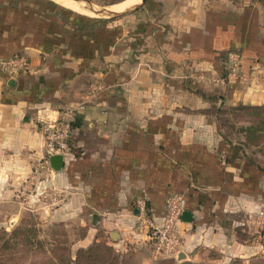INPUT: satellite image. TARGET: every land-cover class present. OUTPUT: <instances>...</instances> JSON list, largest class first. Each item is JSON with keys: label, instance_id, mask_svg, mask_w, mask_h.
<instances>
[{"label": "crops", "instance_id": "crops-1", "mask_svg": "<svg viewBox=\"0 0 264 264\" xmlns=\"http://www.w3.org/2000/svg\"><path fill=\"white\" fill-rule=\"evenodd\" d=\"M58 5L0 0V58L29 61L0 73L1 156L37 149L40 126L65 113L72 156L54 176L71 194L55 210L75 207L87 219L79 246L107 235L155 264L139 248L148 243L139 216L159 222L179 194L192 217L180 223L184 254L220 242L233 259L253 261L258 241L238 239L235 227L260 211L264 169L222 140L208 110L264 104V2L146 0L120 18ZM229 50L241 55L236 79L224 69Z\"/></svg>", "mask_w": 264, "mask_h": 264}, {"label": "rangeland", "instance_id": "rangeland-1", "mask_svg": "<svg viewBox=\"0 0 264 264\" xmlns=\"http://www.w3.org/2000/svg\"><path fill=\"white\" fill-rule=\"evenodd\" d=\"M33 1L42 5L55 3L52 0ZM119 1L84 0L82 6L87 10L88 4L107 8ZM133 11L135 9L116 16L96 14L95 17L120 18ZM247 105L216 101L208 111L222 140L239 147L246 159L264 169V111L251 110ZM72 140L73 135L69 142L73 149ZM0 163L3 164L0 179L5 180L4 189H1L3 198L0 197V264H140L138 247L127 244L126 249L121 248L111 243L107 235L97 237L86 247L79 246L86 236L87 219L75 207L67 216L55 210L71 193L63 185V179L54 176L55 170L50 162L45 163L43 143L27 154H0ZM261 182H264L262 177ZM263 186L261 189L264 190ZM263 196L261 193L264 199ZM239 220L244 224L235 227V236L250 243L253 234L254 242L258 241L260 245L259 255L248 264H264V202L253 217L248 215L246 219ZM144 247L151 253L148 243L139 246ZM222 249L220 242L212 246L203 243L189 255L187 252L178 258V251L183 252L181 246L177 252L155 259V264H242Z\"/></svg>", "mask_w": 264, "mask_h": 264}, {"label": "built area", "instance_id": "built-area-1", "mask_svg": "<svg viewBox=\"0 0 264 264\" xmlns=\"http://www.w3.org/2000/svg\"><path fill=\"white\" fill-rule=\"evenodd\" d=\"M240 60L241 55L238 51L229 50L226 52L223 62L228 78H239ZM28 67L29 61L25 54L16 53L6 58H0V73H6L13 69L27 70ZM71 121V118L63 113L58 118L41 125L45 163H48L49 157L54 154H60L62 157L72 156L69 146L72 136ZM182 212V196L171 194L165 201L163 216L159 222L148 219L145 214L139 216L140 221L146 226L145 240L151 246L154 259L169 256L181 247L183 242L180 229Z\"/></svg>", "mask_w": 264, "mask_h": 264}, {"label": "water", "instance_id": "water-1", "mask_svg": "<svg viewBox=\"0 0 264 264\" xmlns=\"http://www.w3.org/2000/svg\"><path fill=\"white\" fill-rule=\"evenodd\" d=\"M75 1L76 2H84V0H75ZM145 1L146 0H141V2L138 5H135L131 9H128V10L123 11V12L111 11V10H108L106 7H98L97 8V7H95L93 5H90V4H88L87 7H88L89 10L93 11L95 14H98V15L100 14V15H103V16H116V15H119V14H122V13H126V12H129V11H132V10L136 9L138 6L143 5L145 3ZM49 162H50L51 167L54 170H58L63 165V157L60 154L51 155L49 157ZM181 220H183L185 222H191L192 221L191 213L189 211H187V210H184L182 212V214H181ZM113 237H116L115 233H114ZM177 254H178V258H182V257L185 256L184 253L179 252V251H178Z\"/></svg>", "mask_w": 264, "mask_h": 264}, {"label": "bare ground", "instance_id": "bare-ground-1", "mask_svg": "<svg viewBox=\"0 0 264 264\" xmlns=\"http://www.w3.org/2000/svg\"><path fill=\"white\" fill-rule=\"evenodd\" d=\"M52 1H54L55 3H57L61 6L68 8V9L76 11L78 13H81V14H84L87 16H91V17L95 16V14L93 12L83 8L82 2H80V4H79V2H76L74 0H52ZM140 1L141 0H123L119 3L113 4L109 7H107V9L111 10V11H116V12H123V11H126L128 9H131L132 7L135 6V4L138 5L140 3Z\"/></svg>", "mask_w": 264, "mask_h": 264}, {"label": "trees", "instance_id": "trees-1", "mask_svg": "<svg viewBox=\"0 0 264 264\" xmlns=\"http://www.w3.org/2000/svg\"><path fill=\"white\" fill-rule=\"evenodd\" d=\"M121 1H123V0H121ZM121 1H119V2H121ZM259 1V0H258ZM261 2H264V1H261ZM118 3V2H117ZM247 107L249 108V109H251V110H263L264 111V104L263 105H247Z\"/></svg>", "mask_w": 264, "mask_h": 264}]
</instances>
